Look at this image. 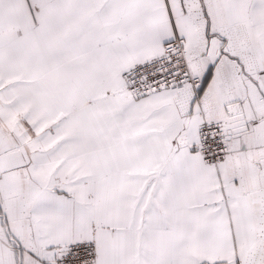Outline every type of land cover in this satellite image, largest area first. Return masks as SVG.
I'll return each mask as SVG.
<instances>
[{
    "label": "snow or ice",
    "instance_id": "obj_1",
    "mask_svg": "<svg viewBox=\"0 0 264 264\" xmlns=\"http://www.w3.org/2000/svg\"><path fill=\"white\" fill-rule=\"evenodd\" d=\"M0 264H264V0H0Z\"/></svg>",
    "mask_w": 264,
    "mask_h": 264
}]
</instances>
